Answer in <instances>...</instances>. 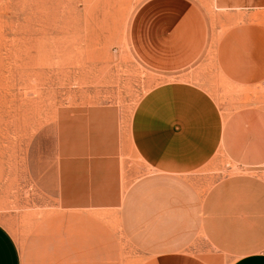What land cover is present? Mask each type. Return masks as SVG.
I'll list each match as a JSON object with an SVG mask.
<instances>
[{"label": "crops", "instance_id": "0c3cea01", "mask_svg": "<svg viewBox=\"0 0 264 264\" xmlns=\"http://www.w3.org/2000/svg\"><path fill=\"white\" fill-rule=\"evenodd\" d=\"M135 19L134 40L153 68H192L215 27L221 73L239 86L264 82V0H150ZM97 111L64 110L57 118L54 188L62 211L120 210L127 235H150L152 245L136 242L151 251L137 264H264V95L261 105L223 115L192 81L153 88L134 110L130 139L156 175L134 183L138 167L123 156L116 122ZM217 158L237 169L209 189L207 180L192 177ZM157 183L160 198H145ZM133 218L134 232L127 221ZM202 244L208 251L196 253ZM0 264H23L2 222Z\"/></svg>", "mask_w": 264, "mask_h": 264}, {"label": "rangeland", "instance_id": "374dc122", "mask_svg": "<svg viewBox=\"0 0 264 264\" xmlns=\"http://www.w3.org/2000/svg\"><path fill=\"white\" fill-rule=\"evenodd\" d=\"M149 1L0 0V222L15 236L23 264H137L151 254L136 246L152 245L150 235H127L120 210L59 208L54 181L62 111L99 110L98 117L113 118L124 158L138 167L134 183L156 175L130 139L134 110L153 88L192 81L212 94L223 115L261 105L264 82L239 86L221 73L215 60L219 28H212L213 41L192 68L151 67L144 45L134 40L135 17ZM236 169L217 158L188 177L207 180L210 189ZM159 188L149 186L145 198H160ZM127 221L134 232L136 220ZM207 251L202 244L196 253Z\"/></svg>", "mask_w": 264, "mask_h": 264}, {"label": "built area", "instance_id": "2783aa9c", "mask_svg": "<svg viewBox=\"0 0 264 264\" xmlns=\"http://www.w3.org/2000/svg\"><path fill=\"white\" fill-rule=\"evenodd\" d=\"M263 169H264V166H263Z\"/></svg>", "mask_w": 264, "mask_h": 264}]
</instances>
